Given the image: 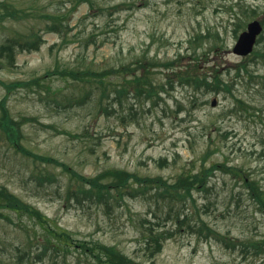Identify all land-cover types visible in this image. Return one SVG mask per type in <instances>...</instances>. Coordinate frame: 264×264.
I'll use <instances>...</instances> for the list:
<instances>
[{
    "label": "rangeland",
    "instance_id": "rangeland-1",
    "mask_svg": "<svg viewBox=\"0 0 264 264\" xmlns=\"http://www.w3.org/2000/svg\"><path fill=\"white\" fill-rule=\"evenodd\" d=\"M4 1L16 10L33 9L25 19L0 18V46L33 32L44 40L38 51H16L14 66L0 57V102L7 97V108L21 123L22 144L28 150L52 156L91 178L123 169L175 182L181 174L213 164L237 167L242 177L217 169L209 178L208 192H194L195 204L188 201L187 208L178 204L171 208L157 203L156 197L126 198L102 207L67 205L70 175L24 156L0 132V185L77 238L116 246L144 264H264V254H247L242 246L250 240L264 242V211L250 198L243 180L258 182L264 191V60L251 64L257 78L250 83L245 72L237 76L236 66L251 57L233 52L247 24L264 19V0H0V4ZM124 1L135 6L112 12ZM238 3L257 11L240 23L235 35L231 6ZM54 14L65 15L55 20L61 32L48 29ZM199 34L211 38L202 48L189 43ZM213 44L221 48L211 49ZM198 46L195 55L206 54L199 61L200 73L211 75L210 67L220 66L231 92L203 94L188 86L166 85L154 103L127 99L105 114L97 97L62 107L67 99L80 101L87 84L58 73L47 76L66 68H129L144 59L161 62L179 55L186 66L194 62L193 49ZM257 49H264V41ZM153 70L155 84L164 85L168 71ZM35 78L50 90L31 84L9 92L3 85ZM49 177L56 180L50 182ZM176 214L190 219L181 226ZM202 223L217 235L206 238L199 231ZM35 231L41 230L27 218L19 226L0 223V264H64L43 255ZM161 233L170 236L153 257L150 237ZM225 236L237 246L227 247ZM78 255H70L67 264H81Z\"/></svg>",
    "mask_w": 264,
    "mask_h": 264
},
{
    "label": "trees",
    "instance_id": "trees-1",
    "mask_svg": "<svg viewBox=\"0 0 264 264\" xmlns=\"http://www.w3.org/2000/svg\"><path fill=\"white\" fill-rule=\"evenodd\" d=\"M135 6L132 2H123L112 7V12L130 10ZM238 9V11L235 10ZM29 9H33L29 7ZM29 9L16 10L12 8L8 1H4L0 4V18L2 19H25L30 16ZM92 9H94L92 7ZM232 16L236 19L235 35L238 34L239 28L245 18L249 19L252 14L256 13V9L250 6L242 5L238 3L231 6ZM53 26L48 27L50 31L61 32L57 19H65V15L54 14ZM264 25V19L262 20ZM211 39L208 35L199 34L194 38H191L189 43L193 45L200 44L202 48L205 44V40ZM264 41V32L260 35V39L257 44H261ZM44 42L43 35L38 32H33L26 37H19L9 39L4 45L0 46V57L9 61V66H14L16 63V51L21 52H34L40 49L39 46ZM193 49V63H189L186 66L180 64L184 58L179 55V58L173 60H166L158 62L156 59H144L131 65L129 68L111 67L100 71H92L91 69L70 70L63 69L60 72H51L47 76H53L59 74L62 77H69L73 80L82 81L87 84L84 88L85 92L82 95L80 101L68 100L67 105L61 104L62 107L70 105L84 104L86 100L97 97L98 105L101 113L111 114V108L115 105L123 106L127 99H135V102L148 101L155 102V97H160V92H166V85L171 89L174 88V84H179L183 87H190L193 91H201L203 94L211 92H220L221 90L231 92L232 86L227 80L223 79L220 66H212L211 75L200 72V60L206 55H195L196 49ZM221 48L213 44L211 49ZM189 49H192L190 47ZM249 60L242 61L236 66L237 76L239 77L241 72H245L249 77L250 83L257 77L254 75V71L250 70L252 63L257 62L262 58L264 60V49L255 50L250 56ZM195 58V59H194ZM205 60V58H204ZM163 67L168 71L166 77V83L163 85H157L154 82L153 68ZM235 68V69H236ZM31 84H36L38 88H47L48 85H41V79L32 80L28 83H3L6 90L9 92L16 87H27ZM7 97L0 102V132L7 140L24 156L30 157L33 160L39 161L43 164L54 165L62 168L63 171L70 175L68 181V187L66 191L65 203L70 205L75 204H90L102 207L104 205H110L112 201L121 203L128 199L143 198H157L156 202H164L172 206L182 205L187 208L188 201L195 204L194 192L204 191L208 192L210 177L217 169L232 172L233 175L242 177V171L237 167H230L225 164H213L209 168H202L195 173H187L179 175L175 182L169 181L164 177H140L138 174H133L127 170L110 169L94 177H87L80 174L76 170L70 168V166L52 156L41 155L28 150L23 144V131L21 123L16 122L11 116L10 111L7 108ZM84 102V103H83ZM240 103H243L239 101ZM50 182L55 181L54 177H49ZM244 186L247 188L250 198L264 211V191L260 189L258 182L244 178ZM150 195V196H149ZM185 210V209H184ZM15 216L18 218V222L15 221ZM177 215V222L183 226L190 219L189 215H186L181 220V215ZM23 218H27L28 221L33 222L41 230L35 231V237H39L40 246L44 256L52 255V257L62 259L64 264H67L70 255L78 252V259L81 264H144L138 260L132 259L128 254L117 249L116 246L103 244L97 241H86L79 239L75 234L67 229H63L58 224L54 223L49 217L43 213L40 209L33 206L32 203H27L21 199L18 195L10 191L6 186L0 185V223L6 222L10 224L20 225ZM200 233L205 234L206 238H211L217 235L213 228H209L205 223H202L199 229ZM170 234L161 233L160 235L152 234L150 242L154 248L152 256L160 253L163 250L164 241ZM218 237V236H217ZM224 244L229 247H236L237 244L228 239L227 236L223 237ZM221 239V240H222ZM243 250L249 254L251 251L259 257L264 254V242L262 240H250V242H242ZM19 259H22L19 257Z\"/></svg>",
    "mask_w": 264,
    "mask_h": 264
},
{
    "label": "water",
    "instance_id": "water-1",
    "mask_svg": "<svg viewBox=\"0 0 264 264\" xmlns=\"http://www.w3.org/2000/svg\"><path fill=\"white\" fill-rule=\"evenodd\" d=\"M247 29L239 34V38L234 46L233 52L237 56H248L255 49V45L264 30V26L260 20L249 22ZM213 106L217 105V101L213 100Z\"/></svg>",
    "mask_w": 264,
    "mask_h": 264
}]
</instances>
